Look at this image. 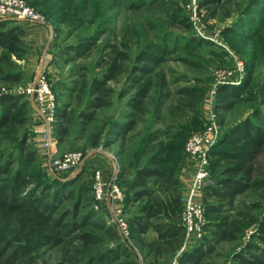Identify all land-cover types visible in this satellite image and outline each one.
<instances>
[{"label": "trees", "instance_id": "16d2710c", "mask_svg": "<svg viewBox=\"0 0 264 264\" xmlns=\"http://www.w3.org/2000/svg\"><path fill=\"white\" fill-rule=\"evenodd\" d=\"M27 1L38 7L49 0ZM60 1L67 6L70 0ZM185 1L127 0L124 6L130 11L152 13L169 4L168 17L175 19L180 30L160 31L157 40L141 41L138 27L131 33V39L136 40L134 47L126 39L128 29L114 37L108 35L114 29L96 22L92 32L70 46L77 57L89 55L99 38L108 36L102 48L99 45L98 73L83 75L82 87L75 86L77 100L83 98V108L74 114L67 105L57 106L56 101L52 137L58 144L67 142L75 121L84 125L83 132H92L93 144L100 138L105 147L119 143L120 168L115 181L123 192L124 210L136 206L125 217L132 247L94 199L93 181L81 179L86 167L75 177L65 172L50 178L38 165L30 132L23 129L30 122L28 95L0 93V141L4 142L0 143V264H135L133 253L148 264H202L222 243L232 244L227 255L230 264H264V200L250 194L264 190V67L257 75L264 51L253 52L255 57L240 83L221 84L216 89L215 114L237 111L244 104L249 105V113L227 125L224 118L218 121L221 133L208 154L210 182L201 189L204 234L182 250L181 167L175 157L185 153L188 137L204 122L200 107L205 86L199 78L194 79L195 85L182 84L190 81L185 73L171 78L164 63L179 47L197 49L211 42L192 32L183 11ZM84 2L92 4V0ZM99 2L106 11L122 4L121 0ZM223 2L201 0L199 6L214 17ZM223 16L229 18L232 12ZM243 18L225 27L224 32L241 37L237 30L241 27L257 36L264 29V19H256L258 25L254 26ZM156 22L150 21L153 30L158 27ZM23 32L15 20H0V47H26ZM23 50L13 53L22 58ZM1 60L12 68L7 55ZM181 60L201 67L198 61ZM22 80L20 71H10L0 62V81L10 84ZM111 106V114L99 116Z\"/></svg>", "mask_w": 264, "mask_h": 264}, {"label": "rangeland", "instance_id": "374dc122", "mask_svg": "<svg viewBox=\"0 0 264 264\" xmlns=\"http://www.w3.org/2000/svg\"><path fill=\"white\" fill-rule=\"evenodd\" d=\"M108 1L112 2L113 0ZM121 1L122 2H119L122 3L121 6L106 11L105 6H102V2L100 3L99 0H92V4H86L84 0H70L66 3L67 6L61 1L59 2V0H49L38 7L26 0V3L32 6L34 10L41 15L42 20L40 22L16 21L17 24L22 26L24 31L23 39L25 40L26 47H22L20 44L15 46L17 48L13 46H9L7 49L0 47V62L2 65L10 71H20L23 75V80L19 82L7 84L0 81V93L5 91L16 94L24 93L25 89L34 82L38 72L43 70L55 94L57 106L63 107L67 105L68 110H72L74 114H76L77 111L83 108V98L77 100L79 90H76L75 86L79 88L82 87L83 75L98 73L99 70L95 65L96 60H98L101 54L99 45H101L100 48H102V42L108 36H101L97 45L89 55L77 57V54L70 49V46L83 40L84 36L92 32L93 30L91 29L96 22H100L108 29H114L112 34H108L114 37L115 35H117V37L121 36V30L123 28L128 29L129 32L126 39L129 41L131 47L136 45V40L134 38L131 39V33L133 34V29H137L138 27L140 31L138 38L141 41L145 39L150 41L157 40L160 31H180L175 19H170L168 17L170 10L169 4L155 8L151 13L147 12L145 9L136 11L127 10L124 6L125 3L127 4V0ZM169 1L173 4V2L178 0ZM200 1L201 0H196V7L194 8V0H186L183 5V11L191 22L192 32L200 37H207L211 42L205 43L197 47V49H182L179 47V50H177L175 54L170 55V59L164 63L165 70L171 78L175 77V75L186 74L190 81L181 82L182 84L195 85L196 82L194 79L196 78L202 79L203 81L205 95L200 108L204 122L199 125L196 131L205 125V117L208 114L207 111L211 108L214 110V96L217 87L221 84L240 83L246 74L247 65H249L251 59L255 57L253 52L264 51V29L261 30L257 36H251L252 33L247 32L245 28L241 27H237L239 33L242 34L241 37L224 32L225 27L232 26L233 23L241 20L243 17V22L257 26L258 22L256 19H264V0H260L261 2L253 6L250 4L253 0H224L222 5L218 8L219 14L214 17L207 14V9L204 6H199ZM68 5H70V7ZM240 10L253 11V13L244 14L245 12ZM227 12H232V16L229 18L224 17V13ZM102 14L105 20H100ZM194 14L198 19L196 24H194L190 18ZM152 19L157 21L156 24L158 26L154 30L150 26V21L153 22ZM171 39H169V41H171ZM112 43H114V39ZM23 49H25V52L22 58H18L16 54L13 53V51L21 52ZM4 54L7 55L11 61L13 65L12 68H9L5 65L4 60H1ZM181 57L198 61L201 67L196 68L189 66L181 60ZM237 61L243 64L244 73L242 76H239L236 71ZM263 67L264 62L259 64L257 71L258 76L261 74ZM220 70L231 73L224 83L217 82V72ZM110 83L113 87L116 85L113 82ZM27 98L30 101L28 105L30 122L25 125L23 129L30 132V140L38 152V165L48 177L58 178L59 175L65 172L58 171L50 165L48 150L43 146L44 132L46 130L45 124L37 115L34 98L29 95ZM112 99V102L116 104L117 100L114 95ZM248 106V104L241 105L237 111L232 112L220 110L216 112L218 121L221 122V119L224 118L226 119V125L234 120L236 121L238 117L242 118L249 113ZM113 109L114 106H111L99 112V116L108 113L111 114ZM77 121H79V118ZM84 129L85 127L82 123H76L75 121L74 130L68 137L67 142L58 144L56 141L57 139L52 137L54 142L52 148L54 150V156L60 157L63 154L73 152H80L83 154L85 159L82 160L76 168L70 171L69 177L79 169L81 170L86 167V171L81 176V179L92 182L96 170H99L102 177L106 178H103L105 181L112 178L116 179L120 166L112 168L109 161L111 160L113 165L114 161H119L117 159L119 143L105 147L100 138L98 142L93 144L90 138L92 132L90 130L83 132ZM223 129H225V127L222 128V130ZM194 131L195 130H193V132ZM0 143L4 145V142L0 141ZM5 148H9V146L6 144ZM185 153H183L182 156L175 157V159L178 158L175 163L180 164V167L183 166V161L187 160L189 162V160H192L187 153ZM98 156L101 157H99L100 159L103 158L107 162L103 169L89 165V161H91V159L94 160L93 157L97 158ZM209 182L210 180L208 179L207 183ZM250 194L253 198L264 200V190L252 192ZM102 203L97 204L100 206ZM113 206H116V208L121 207L125 217L136 208L134 205H129L126 210H124L123 199ZM111 213V215H106L113 221V212ZM252 229H254V227L250 228L249 231ZM202 234H204V231ZM200 238L201 237H193L190 241H186L182 250L189 249ZM248 238L249 234L247 233L243 240L246 241ZM231 247L232 244L230 243L218 245L216 252L207 256L202 264H230L227 255ZM132 258L135 264H148L147 261H144L142 256L137 253H133ZM171 264H173V262Z\"/></svg>", "mask_w": 264, "mask_h": 264}, {"label": "built area", "instance_id": "2783aa9c", "mask_svg": "<svg viewBox=\"0 0 264 264\" xmlns=\"http://www.w3.org/2000/svg\"><path fill=\"white\" fill-rule=\"evenodd\" d=\"M195 7L196 0H194ZM190 18L194 24L198 22L195 14ZM5 19L18 22H40L42 17L24 0H0V20ZM236 71L239 76L244 73V67L240 61L236 62ZM230 74V72H225V70L218 71L217 82L224 83ZM25 93L34 98L36 111L46 126L43 146L48 150L50 165L58 171L70 172L82 162L84 156L80 152L66 153L60 157L53 154L52 129L55 121L56 99L47 75L43 70L38 72L34 82L25 89ZM207 112L204 128L193 132L185 143V152L196 164L191 187L180 198L182 204L181 222L185 228V242L190 241L193 237H201L203 233L204 210L201 200L197 199L195 195L201 192L202 187L209 179L208 154L221 133L214 110L211 108ZM119 166V161H114V167ZM92 190L97 203L104 201L110 203L113 212V222L116 224L123 239L132 247V244L128 241L129 227L122 213V208L113 206L123 199V192L115 178L105 181L101 172L96 170L93 175Z\"/></svg>", "mask_w": 264, "mask_h": 264}, {"label": "crops", "instance_id": "0c3cea01", "mask_svg": "<svg viewBox=\"0 0 264 264\" xmlns=\"http://www.w3.org/2000/svg\"><path fill=\"white\" fill-rule=\"evenodd\" d=\"M36 109V108H35ZM37 112V111H36ZM38 115V113H37ZM39 116V115H38ZM40 118V116H39ZM41 119V118H40ZM45 129H46V126H45ZM54 151V150H53ZM100 156H98L97 158L96 157H93V159H91V161H89V165L91 166H94V167H97L99 169H103V167L105 166V164H107L106 160L105 159H100L99 158ZM188 157V156H187ZM85 159V158H84ZM83 159V160H84ZM109 161V160H108ZM184 164L183 166L180 168V170L178 171V178L181 182V187H182V194L186 193L190 187H191V184H192V179H193V175L196 171V166H195V163L194 161L192 160H189V162L186 160V161H183ZM109 163H111V167L114 168V165L112 163V161L110 160ZM105 178V177H103ZM106 179V178H105ZM195 197L199 200H201V192H198ZM100 208L101 210L105 213V214H109L111 215L112 213V209H111V205L108 201H104L101 205H100Z\"/></svg>", "mask_w": 264, "mask_h": 264}, {"label": "water", "instance_id": "95a60500", "mask_svg": "<svg viewBox=\"0 0 264 264\" xmlns=\"http://www.w3.org/2000/svg\"><path fill=\"white\" fill-rule=\"evenodd\" d=\"M81 170L79 169L78 171H76L75 173H73L70 177H75L76 175H78L81 172Z\"/></svg>", "mask_w": 264, "mask_h": 264}]
</instances>
